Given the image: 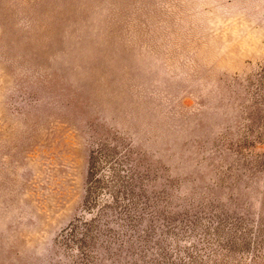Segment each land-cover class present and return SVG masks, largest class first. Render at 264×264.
I'll use <instances>...</instances> for the list:
<instances>
[{"label":"rangeland","instance_id":"1","mask_svg":"<svg viewBox=\"0 0 264 264\" xmlns=\"http://www.w3.org/2000/svg\"><path fill=\"white\" fill-rule=\"evenodd\" d=\"M0 264H264V0H0Z\"/></svg>","mask_w":264,"mask_h":264}]
</instances>
